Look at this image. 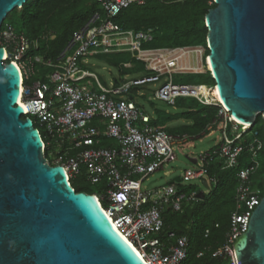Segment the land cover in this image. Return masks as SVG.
I'll use <instances>...</instances> for the list:
<instances>
[{
	"label": "built area",
	"instance_id": "obj_1",
	"mask_svg": "<svg viewBox=\"0 0 264 264\" xmlns=\"http://www.w3.org/2000/svg\"><path fill=\"white\" fill-rule=\"evenodd\" d=\"M170 1L159 0L162 4ZM94 2L101 12L93 13L73 32L54 61L46 56L27 55L30 51L38 52L40 41H48V35L30 40L16 34L13 26L4 22L0 29V48L6 54L2 65L12 62L19 70L21 104L17 105L24 109L23 119L33 117L43 129L47 140L43 144V157L45 152L54 149L55 159H49L48 155L46 162L62 167L68 181L79 175L82 168L89 183L100 186L93 196L146 264H181L187 255L188 240L183 235L164 232L162 214L165 208L181 212L186 204L198 199V193L180 194L175 184L194 181L202 184V180H206L210 189L217 184L216 178L209 174L210 167L220 165L236 170L241 153L246 151L249 164L236 175L235 210L222 244L211 253L213 259H221L224 264H236L232 245L247 231L250 215L262 199L260 191L251 188V178L260 168L257 157L263 144L256 135L251 143L240 144L252 127L244 130L220 101L207 104L201 100L196 90L200 86L172 83V75L210 73L204 47L146 48L157 28L127 30L115 22L120 12L130 6H143L146 0ZM118 54H128L140 63L146 76L130 79L131 75H125L107 88L80 66V60L87 56ZM35 65L55 71L43 81L27 85L34 75ZM121 66L129 69L132 64ZM161 78L163 83L154 91V100L175 106L177 99L191 98L202 106L218 109L201 133H168L153 125V118L134 102V96H142L141 87L155 85ZM89 79L93 80V85L86 82ZM230 126L231 138L226 134ZM216 130L222 134L221 143L200 153L196 167L185 170L179 183L142 188V183L150 176L176 160L174 146H192V142ZM107 141L114 142L115 146H109ZM209 234L206 230L205 237ZM157 235L158 238L154 237ZM203 256L204 253H200L197 258Z\"/></svg>",
	"mask_w": 264,
	"mask_h": 264
},
{
	"label": "water",
	"instance_id": "obj_2",
	"mask_svg": "<svg viewBox=\"0 0 264 264\" xmlns=\"http://www.w3.org/2000/svg\"><path fill=\"white\" fill-rule=\"evenodd\" d=\"M27 1L0 0V29ZM212 1L204 24L217 95L237 122L252 127L262 116L264 128V0ZM3 59L0 48V264H146L97 198L75 193L65 170L47 164L39 131L16 103L19 70ZM232 247L236 264H264V196Z\"/></svg>",
	"mask_w": 264,
	"mask_h": 264
},
{
	"label": "trees",
	"instance_id": "obj_3",
	"mask_svg": "<svg viewBox=\"0 0 264 264\" xmlns=\"http://www.w3.org/2000/svg\"><path fill=\"white\" fill-rule=\"evenodd\" d=\"M89 2L90 0H31L27 1L20 10L14 9L6 18L11 14L17 17L22 23L23 30L26 31L27 35L24 33L19 34H23L25 37L27 36L28 39L35 40L42 35H48L46 30L48 29L50 20L55 12L65 10L71 5L77 3L82 10L90 6L88 10H85V14L82 17L71 19L70 23L67 25V28L63 32L59 49L56 53L57 56L63 50L73 32L83 26L93 13L101 12V10H97L94 5L89 4ZM214 7L215 5L212 0H171L168 4H162L159 0H146V3L143 6H130L120 12L115 19V22L123 29L127 30L141 31L149 27L157 28L153 41L146 45V48L155 41L159 44V47L151 49L202 46L205 48L206 56H208L209 52L206 49L207 29L204 24V17L207 12ZM162 31L168 36L166 41L168 46L166 47H160L164 41L162 36L157 37L158 33ZM39 52L40 46L38 49V53ZM120 55L128 56L129 62L132 64V67L129 69H124L121 66L122 63L117 66L118 71L122 76L133 75L142 71V65L131 59L128 54H118L113 56ZM111 66L115 67L114 64ZM201 75L208 76V79L213 84L204 83L196 86H202V89H209L215 86L209 72ZM134 94H136L135 91ZM177 101L178 99L175 102V106ZM194 101L200 105L196 100ZM203 107H206L211 111L208 113L187 111L169 114L157 110V120L153 119V125L163 128L168 133L199 134L218 112L216 107ZM177 121L188 122L191 126H185L178 130L166 128L167 124ZM255 127L257 129L254 131ZM251 132H253L260 142L264 144V128L260 116H257L255 119ZM39 134L43 144H45L46 142L43 134L40 131ZM262 149L264 151V145ZM47 157L48 152H45V159L48 160ZM247 158L248 153L243 151L239 158V167L236 170L226 169L220 165L211 166L209 174L216 178L217 184L212 187L213 190L209 195L204 194L202 199H197L195 202L186 204L181 212H174L169 209L163 212V231L173 232L177 236L183 235L188 240L187 255L181 264H224V261L221 259H213L211 253L222 244L224 235L228 229L230 216L234 212L228 209V203L232 199L235 204V190L238 184L236 177L237 171L246 166L245 162ZM229 171L235 172L232 174L233 187L235 188L232 197H229V189H227V187L223 190L221 189V187H225L222 185L221 180L222 178L229 176ZM71 181L72 180H69V183L75 193H85L79 188L73 187ZM259 191L261 193V198H263L264 167L259 176ZM225 211L228 220L224 225H221L218 217L215 216L216 214L218 215ZM215 226H217V228ZM222 227L225 229L224 233H221ZM206 230L210 231V234L207 237H205ZM200 253H204V256L197 258Z\"/></svg>",
	"mask_w": 264,
	"mask_h": 264
},
{
	"label": "rangeland",
	"instance_id": "obj_4",
	"mask_svg": "<svg viewBox=\"0 0 264 264\" xmlns=\"http://www.w3.org/2000/svg\"><path fill=\"white\" fill-rule=\"evenodd\" d=\"M213 2V1H212ZM89 4H93L94 7L97 10H100V7L98 4L94 2V0H90ZM90 6L86 7L85 9L79 8L78 3L71 5L69 8L65 10H59L55 12V14L52 16L49 27L46 30L48 34V41H40V52H34L30 51L27 55L28 56H46L51 59L52 61L56 58V53L60 46V41H62L63 32L67 28V25L70 23L71 19L73 18H80L85 14V10H88ZM4 24H11L16 32V34L24 33L26 34V31L23 30L22 23L15 17L14 15H9L8 18L4 20ZM161 37L164 42L160 45V47H166L168 44L166 43L168 36L164 31L159 32L157 37ZM27 38V36H26ZM31 40V39H30ZM148 48H156L159 47V44L155 41L154 43L147 46ZM129 62V57L125 55L120 56H107V55H100L98 57H85L80 60V66L83 70L87 71L88 73H91L96 76L98 81L103 85L104 87L109 88L112 83L119 82L122 79V75L118 71V65L120 63H126ZM130 63V62H129ZM114 64L115 67H112L111 65ZM55 70L52 68L50 69H44L40 65L34 66V75L31 76V79L29 82H27V85H31L34 81H43L45 76L48 74L53 73ZM146 73L144 72H138L130 76V79H136V78H142L145 77ZM86 82L93 85V80L89 79L86 80ZM163 83V78H161L160 82L153 85V84H147L140 88V93H142V96H134L133 100L136 104L140 106V108L148 114L150 117H152L154 120H157L156 117V111L166 112L169 114H176L178 112H200V113H208L211 110L203 107L201 105H198L193 99L191 98H180L177 101L176 106H169L166 103L156 101L154 100L153 93L160 85ZM172 83L174 85H186V86H196L199 84L209 83L213 84L209 79L208 76L203 75H172ZM202 88V86L200 87ZM262 118V116H260ZM31 119L34 122V127L37 128L44 136V131L38 123L35 121L33 117ZM185 126H191L190 123L185 121H177V122H171L167 124L166 128L168 129H174L178 130ZM257 128H254V131ZM240 132V130H239ZM228 137L233 136L232 127L230 126L226 132ZM254 139L253 132L247 134L243 140H241L240 144H248L251 143ZM45 141H47L45 139ZM222 141V134L220 130L214 131L210 135L202 136L201 138L195 140L191 143L192 146H188V144H184L181 146H174V152L176 155V160L172 163L167 164L164 166L163 170L160 172L155 173L154 175L150 176L148 180L144 181L142 183V188L145 189H154L161 186H166L168 183L173 180L176 177H180L183 175V172L187 169L195 168L196 165H193L189 162V159L196 160L198 158V155L200 153L206 152L209 149L219 145ZM262 141V140H261ZM109 146H115V143L112 141L106 142ZM262 143V142H261ZM263 144V143H262ZM264 145V144H263ZM49 159H55V150L51 149L48 152ZM257 160L259 161L260 168L258 172L252 177L251 188L253 190L259 191V176L262 168L264 167V151L263 149L259 152ZM249 164V159L247 158L245 165ZM234 171H229V176L222 178V185L225 187H221V189H229V197H232L234 195L235 188L233 187L232 182V174H234ZM71 184L75 188H79L85 194H97L100 186L99 185H91L87 179V176L85 174V171L81 168L80 174L75 176V178L71 181ZM176 190L180 194H190L192 192H203L205 195H209L212 192V188L206 189L201 184V182L194 181L191 183H179L175 184ZM236 202V201H235ZM234 202L229 201L228 203V209L230 211L235 210ZM167 210V208H165ZM215 217H218V220L220 221L221 225L225 224L228 220L226 211L220 214H216ZM225 229L222 227L221 233H224ZM154 237H159L154 236Z\"/></svg>",
	"mask_w": 264,
	"mask_h": 264
},
{
	"label": "bare ground",
	"instance_id": "obj_5",
	"mask_svg": "<svg viewBox=\"0 0 264 264\" xmlns=\"http://www.w3.org/2000/svg\"><path fill=\"white\" fill-rule=\"evenodd\" d=\"M6 57V54H4V58ZM209 67V65H208ZM198 94L201 96V100H203L204 102H206L207 104H212L214 102H219L220 99L217 95V91H216V87L215 88H209V89H202V88H199V89H196ZM221 102V101H220ZM16 103L17 104H21V89L19 88V94H18V97H17V100H16ZM239 123V122H238ZM244 130H248L249 129V125L246 126V125H243L241 123H239ZM110 221V220H109ZM135 253L138 255L137 251L131 247Z\"/></svg>",
	"mask_w": 264,
	"mask_h": 264
}]
</instances>
